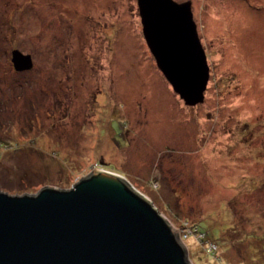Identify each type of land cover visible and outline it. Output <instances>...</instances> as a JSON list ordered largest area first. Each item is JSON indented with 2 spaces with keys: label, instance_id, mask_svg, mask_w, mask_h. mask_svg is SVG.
Returning <instances> with one entry per match:
<instances>
[{
  "label": "rangeland",
  "instance_id": "1",
  "mask_svg": "<svg viewBox=\"0 0 264 264\" xmlns=\"http://www.w3.org/2000/svg\"><path fill=\"white\" fill-rule=\"evenodd\" d=\"M173 1L192 3L210 69L196 107L159 70L138 0H0V191L115 175L188 234L191 264H264V0Z\"/></svg>",
  "mask_w": 264,
  "mask_h": 264
},
{
  "label": "water",
  "instance_id": "2",
  "mask_svg": "<svg viewBox=\"0 0 264 264\" xmlns=\"http://www.w3.org/2000/svg\"><path fill=\"white\" fill-rule=\"evenodd\" d=\"M144 37L174 92L188 107L205 102L210 69L192 3L138 0ZM17 72L30 55L12 59ZM157 210L118 176H87L69 191L36 196L0 191V264H191Z\"/></svg>",
  "mask_w": 264,
  "mask_h": 264
},
{
  "label": "built area",
  "instance_id": "3",
  "mask_svg": "<svg viewBox=\"0 0 264 264\" xmlns=\"http://www.w3.org/2000/svg\"><path fill=\"white\" fill-rule=\"evenodd\" d=\"M180 231H181V230H180ZM181 232H182V231H181ZM181 232H178V234H179V237H180V239L182 240V242H184L185 240H187V238H188L189 236H188V234H187V235H185V237H184V236L182 237ZM195 233H196V235H198L197 232H195ZM209 251H211V252H216L217 249H216L215 246H211L210 249H209Z\"/></svg>",
  "mask_w": 264,
  "mask_h": 264
},
{
  "label": "trees",
  "instance_id": "4",
  "mask_svg": "<svg viewBox=\"0 0 264 264\" xmlns=\"http://www.w3.org/2000/svg\"><path fill=\"white\" fill-rule=\"evenodd\" d=\"M202 232V231H201ZM199 233V232H198ZM207 235L210 237V238H213L214 240H216V241H218L220 244H221V242H220V238H219V235L218 236H214L212 233L210 234L209 232H207ZM205 243H206V240L204 239L203 240ZM204 242H202V243H204ZM211 245H213V244H211ZM215 246V245H214ZM216 247V249H217V246H215ZM209 251V250H208ZM211 253V252H210ZM209 253V254H210Z\"/></svg>",
  "mask_w": 264,
  "mask_h": 264
}]
</instances>
